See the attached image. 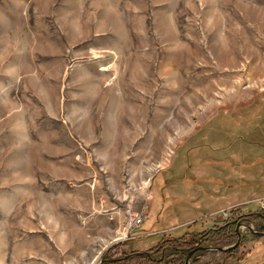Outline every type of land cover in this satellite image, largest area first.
I'll list each match as a JSON object with an SVG mask.
<instances>
[{"label":"rangeland","instance_id":"374dc122","mask_svg":"<svg viewBox=\"0 0 264 264\" xmlns=\"http://www.w3.org/2000/svg\"><path fill=\"white\" fill-rule=\"evenodd\" d=\"M263 62L264 0H0V264H101L263 212ZM190 261L264 264V235Z\"/></svg>","mask_w":264,"mask_h":264},{"label":"trees","instance_id":"16d2710c","mask_svg":"<svg viewBox=\"0 0 264 264\" xmlns=\"http://www.w3.org/2000/svg\"><path fill=\"white\" fill-rule=\"evenodd\" d=\"M235 215L233 221L224 224L222 227L206 229L196 234H190V236L185 237V234H182L179 237H173L160 234L153 246L142 251L130 252L118 259L111 257V254H105L101 257V264H118L120 261L124 262L125 257L128 260L142 258L148 264H184L187 252L195 247H207V245L216 244V242L226 237L232 240L236 239V226L245 223V221L254 224L256 231L253 233L254 237L260 236L264 232V211L249 212L244 215L235 213ZM199 253L201 252H196V254Z\"/></svg>","mask_w":264,"mask_h":264},{"label":"built area","instance_id":"2783aa9c","mask_svg":"<svg viewBox=\"0 0 264 264\" xmlns=\"http://www.w3.org/2000/svg\"><path fill=\"white\" fill-rule=\"evenodd\" d=\"M260 209L264 210V200H260ZM114 213L110 212L108 214V218L111 220L113 219ZM143 213L142 212H135V211H126L124 213V218H123V227H122V233L124 232V236L125 234H128L131 231H135L137 228H139L142 225V221H143ZM239 230L240 233L244 236H250L251 233L254 230V224H250L249 228L247 226H245L244 224H241L239 226ZM125 238H119L118 240H115L113 242H111L112 245L118 243V241L122 242Z\"/></svg>","mask_w":264,"mask_h":264},{"label":"water","instance_id":"95a60500","mask_svg":"<svg viewBox=\"0 0 264 264\" xmlns=\"http://www.w3.org/2000/svg\"><path fill=\"white\" fill-rule=\"evenodd\" d=\"M239 225L236 226V233H237V241L232 245V246H229L227 248H222V247H203V246H198V247H195L194 249L190 250L185 259H184V264H188L189 262V258L190 256L197 252V251H201V250H219V251H222V250H232L234 247H236L238 245V242L240 240V233H239V228H238ZM262 235H264V233H261Z\"/></svg>","mask_w":264,"mask_h":264},{"label":"flooded vegetation","instance_id":"af4514ba","mask_svg":"<svg viewBox=\"0 0 264 264\" xmlns=\"http://www.w3.org/2000/svg\"><path fill=\"white\" fill-rule=\"evenodd\" d=\"M243 215H244V214H243ZM244 221H245V220H244ZM244 221H243V222H244ZM241 224H244L245 226H247V227L249 228V225H250V224H253V223H250V222L245 221V223H241ZM241 224H238V225L240 226ZM239 226H238V228H239ZM254 232H256V231H255V226H254V230H253V232H252L251 234L253 235ZM239 233H240V230H239ZM262 233H264V232H262ZM243 238H245V237L240 233V240H239V242H238V245H237L236 247H234L233 249H235V248H237V247H239V246L241 245V242H242ZM236 241H237V233H236ZM236 241H235V242H236ZM203 247H204V246H203ZM193 249H194V248H193ZM233 249H232V250H233ZM202 251H203V252H205V251L207 252V251H210V250H201L200 252H202ZM229 251H230V250H229ZM188 252H189V251H188ZM188 252H187V253H188ZM197 252H199V251H197ZM219 252H220V251H219ZM195 254H196V252L193 253V254L190 256L188 264H190V262H191L190 260L192 259V256L195 255ZM186 255H187V254H186ZM122 257H124V256H122ZM185 257H186V256H185ZM184 259H185V258H184ZM127 260H128V259L125 257V260H124V261H127Z\"/></svg>","mask_w":264,"mask_h":264},{"label":"crops","instance_id":"0c3cea01","mask_svg":"<svg viewBox=\"0 0 264 264\" xmlns=\"http://www.w3.org/2000/svg\"><path fill=\"white\" fill-rule=\"evenodd\" d=\"M112 241L115 239L114 237H112ZM100 244V243H99ZM107 244H109L108 241H103L101 242L100 245H102L103 247L104 246H107ZM97 252H96V255L91 257V258H87L86 255H85V252L83 253V258H84V263L83 264H94V261L97 259ZM96 257V258H95Z\"/></svg>","mask_w":264,"mask_h":264},{"label":"bare ground","instance_id":"6f19581e","mask_svg":"<svg viewBox=\"0 0 264 264\" xmlns=\"http://www.w3.org/2000/svg\"><path fill=\"white\" fill-rule=\"evenodd\" d=\"M254 60H255V58H254ZM263 65H264V62H263Z\"/></svg>","mask_w":264,"mask_h":264}]
</instances>
